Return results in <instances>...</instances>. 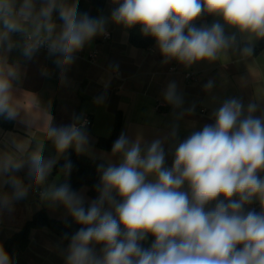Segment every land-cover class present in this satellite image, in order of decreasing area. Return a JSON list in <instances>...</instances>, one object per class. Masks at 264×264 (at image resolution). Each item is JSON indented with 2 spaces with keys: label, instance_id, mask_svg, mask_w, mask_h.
Here are the masks:
<instances>
[{
  "label": "clouds",
  "instance_id": "clouds-1",
  "mask_svg": "<svg viewBox=\"0 0 264 264\" xmlns=\"http://www.w3.org/2000/svg\"><path fill=\"white\" fill-rule=\"evenodd\" d=\"M118 6L111 21L125 28L139 26L152 37L164 63L176 60L186 66L199 61L229 58L238 50L242 60L253 57V41L264 39V0H114ZM58 11L63 22H53ZM204 16L219 17L223 23L195 26ZM104 17L91 18L78 12V0H0V49L16 47L15 32L30 24L40 39L27 42L23 55L31 59L43 44L61 69V81L75 53L97 35H106ZM234 29L226 34L225 27ZM237 35L245 42L237 47ZM47 75V72H43ZM17 66L0 56V116L12 120L13 81ZM214 82L209 80L205 91ZM166 103L180 109L184 100L175 82L163 94ZM97 103L101 102L97 98ZM194 109H187L191 113ZM256 102L246 107L230 98L213 111L214 124H206L175 147L170 168L165 167L164 140L142 146V138L130 140L125 133L114 141L112 154L118 164L98 166V196L85 209L83 196L65 182L50 185L42 193L50 206H62L81 225L70 238L65 264H264V114ZM183 112L177 114L181 118ZM71 125L50 126L46 136L57 154L69 147L88 151L86 121L73 118ZM173 125L169 138L175 139ZM27 163L32 184L45 185L57 157L46 159L33 152L25 162L10 153H0V210H12L13 202L28 196L29 185L15 175ZM71 161L61 168L70 175ZM188 190L185 191L184 186ZM117 197L119 199H117ZM222 197V199H221ZM235 197V199H234ZM258 201L261 211L245 210ZM153 242L142 246L149 236ZM67 239V234L65 235ZM101 246L100 255L95 246ZM0 264H12L0 246Z\"/></svg>",
  "mask_w": 264,
  "mask_h": 264
},
{
  "label": "crops",
  "instance_id": "crops-1",
  "mask_svg": "<svg viewBox=\"0 0 264 264\" xmlns=\"http://www.w3.org/2000/svg\"><path fill=\"white\" fill-rule=\"evenodd\" d=\"M72 2V0H69ZM20 0H17L19 6ZM41 0H36L37 8ZM118 5L114 0H106L102 13L94 18L104 17L105 35H97L85 43L81 55L75 53L74 63L67 67L61 81V69L55 64L56 55L36 52L31 59L23 55L18 46L10 52L0 49V56L7 58L9 64L17 66L18 77L13 81V106L17 110L15 119L8 120L0 116V153H10L16 158L27 161L37 150L46 159L57 157L54 145L46 136L50 126L64 127L74 122V117L90 122L86 131L89 136L88 151L81 154L103 161L118 164L119 155H113L95 144L99 139H109L116 117L120 120L119 136L123 132L130 140L142 138V146L155 139L164 140L165 167L170 168L174 160L175 147L195 131L202 130L206 124H214L212 113L223 101L237 98L245 107L258 104L256 115L264 114V48L255 51L264 39L253 41V57L242 60L238 50L229 53V58L221 57L214 62L199 61L186 66L176 60L164 63L156 41L147 49L131 46L128 38L129 28L117 25L110 19ZM78 12L91 16L89 0H78ZM53 22H63L58 11L53 13ZM222 22L219 17H211L200 23L210 26ZM25 31L15 32L11 39L18 41L20 35H34L30 24L24 25ZM226 34L235 30L225 27ZM41 31L39 36H44ZM36 36V35H34ZM245 42L237 35V47ZM89 52L97 54L90 62ZM47 72L44 75L43 72ZM185 74H191L193 81H187ZM212 80L214 86L205 91L204 85ZM175 82L177 90L183 96V106L174 109L165 102L163 94L169 83ZM97 98L101 102L97 103ZM193 108L191 113L187 109ZM183 112L181 118L177 114ZM173 125L177 126L175 139L169 138ZM118 136V137H119ZM75 150L74 147H69ZM76 151V150H75ZM25 185H29L28 196L13 202L12 210H0V246L23 226L38 211L43 210L50 219L61 220L69 213L66 209L56 210L50 201L42 198L41 193L50 185H56L48 179L45 185L35 186L25 166L15 173ZM264 177V172L260 173ZM188 190L187 185L184 186ZM0 191L12 192L10 185L0 186ZM84 203L90 205L87 190L78 191ZM222 199V197H221ZM235 199V197H234ZM259 203L254 200L251 204ZM245 210H251L250 205ZM28 244L24 249H15L10 254L12 264H65L68 245L64 244L47 228L29 231ZM101 246H95L100 255Z\"/></svg>",
  "mask_w": 264,
  "mask_h": 264
},
{
  "label": "trees",
  "instance_id": "trees-1",
  "mask_svg": "<svg viewBox=\"0 0 264 264\" xmlns=\"http://www.w3.org/2000/svg\"><path fill=\"white\" fill-rule=\"evenodd\" d=\"M106 0H89L91 6V16L94 18L100 15L104 9ZM212 16H204L194 22L195 26L199 27L200 23L207 21ZM128 38L131 46L139 49H147L151 47L155 40L150 36H144L141 34L139 26L129 28ZM264 48V41L260 42L255 51H260ZM120 131V120L118 116L116 117L113 132L109 139H99L95 144L98 148L112 152V145L114 141L118 138ZM71 161L72 170L70 175L65 176L61 173L62 166L67 162ZM106 164L99 159L89 158L77 151L68 148L63 154H60V157L57 163L54 165L52 173L48 177L51 179L54 175H59V180L56 183V186L59 187L60 184L67 182L71 189L78 192L80 189L85 188L87 190V195L93 201L97 198L98 193L96 191V185L100 182V173L98 172V166ZM117 199H119L117 197ZM85 209L89 206L84 203ZM56 210H62V206H55ZM81 225L77 224L71 215L69 214L66 218L61 220L50 219L47 217L46 213L43 210L36 212L31 219L23 226V228L8 239L3 248L10 255L15 249H24L28 244L29 231L32 229H42L47 228L51 233L58 237L64 244L68 245L70 242L71 236L79 230ZM67 234V239L65 235ZM153 237L150 235L146 241L141 242L142 246L148 248L153 242ZM149 242V243H148Z\"/></svg>",
  "mask_w": 264,
  "mask_h": 264
},
{
  "label": "built area",
  "instance_id": "built-area-1",
  "mask_svg": "<svg viewBox=\"0 0 264 264\" xmlns=\"http://www.w3.org/2000/svg\"><path fill=\"white\" fill-rule=\"evenodd\" d=\"M41 37L43 36H34V35H31V34H23V35H20L19 38H18V41L15 42L16 46H18L20 49L23 50L25 44L27 42H31L33 40H36V39H40ZM105 37H108V34L105 35ZM37 52H48V48H47V44H43L39 50ZM83 52V50H80L78 52H76L78 55H81ZM97 57V54L95 52H89L87 54V58L90 62H93ZM185 79L187 81H193L194 80V77L191 75V74H185ZM84 121H86V128L89 127L90 125V122L88 119H85ZM251 207V210H255L256 212H260L261 211V206H260V203H254V204H251L250 205Z\"/></svg>",
  "mask_w": 264,
  "mask_h": 264
},
{
  "label": "rangeland",
  "instance_id": "rangeland-1",
  "mask_svg": "<svg viewBox=\"0 0 264 264\" xmlns=\"http://www.w3.org/2000/svg\"><path fill=\"white\" fill-rule=\"evenodd\" d=\"M37 151H42V150H37ZM52 180H54L55 182H58L59 180V175H54L51 177ZM149 243V242H148Z\"/></svg>",
  "mask_w": 264,
  "mask_h": 264
}]
</instances>
